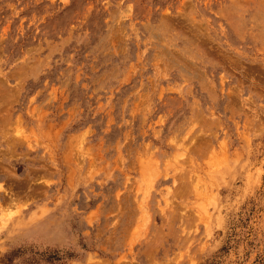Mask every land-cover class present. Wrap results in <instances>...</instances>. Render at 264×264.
<instances>
[{
  "label": "rangeland",
  "instance_id": "obj_1",
  "mask_svg": "<svg viewBox=\"0 0 264 264\" xmlns=\"http://www.w3.org/2000/svg\"><path fill=\"white\" fill-rule=\"evenodd\" d=\"M0 264H264V0H0Z\"/></svg>",
  "mask_w": 264,
  "mask_h": 264
}]
</instances>
